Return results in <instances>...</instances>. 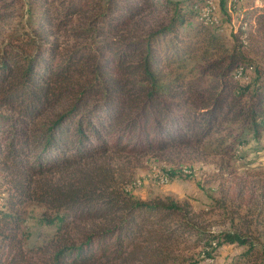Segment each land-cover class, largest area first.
Masks as SVG:
<instances>
[{
	"label": "trees",
	"instance_id": "1",
	"mask_svg": "<svg viewBox=\"0 0 264 264\" xmlns=\"http://www.w3.org/2000/svg\"><path fill=\"white\" fill-rule=\"evenodd\" d=\"M209 1L226 38L201 17ZM240 1L26 0L33 25L0 45V264H172L186 235L264 264L260 237L206 234L188 203L135 197L108 160L261 137L264 0ZM13 4L0 0V21ZM30 200L55 231L26 249L17 207Z\"/></svg>",
	"mask_w": 264,
	"mask_h": 264
},
{
	"label": "rangeland",
	"instance_id": "2",
	"mask_svg": "<svg viewBox=\"0 0 264 264\" xmlns=\"http://www.w3.org/2000/svg\"><path fill=\"white\" fill-rule=\"evenodd\" d=\"M243 3L244 0H241L239 5ZM236 4L238 6V2ZM26 8V0H14L11 15L0 21V45L7 42L10 36L22 35L24 30H29L28 21H32L33 25L34 18H29ZM209 8L216 11L217 6L212 3ZM237 12H232L230 24L236 25ZM209 14L215 16L212 12ZM214 28H220V34L227 37L228 27L223 18H218ZM226 40L229 42L228 38ZM247 68L250 69V66ZM245 136L243 143L232 148L225 144L230 143L229 138L222 143L213 142L210 138L197 148L136 157L115 155L108 160L115 172L125 169L127 182L123 185L135 197L142 200L170 197L179 203H188L206 234L242 229L251 237H260V241H264V131L259 139L252 138L250 134ZM102 162L107 160H91L94 164ZM58 174L66 175L65 172L56 173L51 178L57 179ZM164 177L166 181L161 180ZM239 192L244 195L237 197ZM5 195L0 174V204ZM237 207L238 214L233 212ZM17 211L23 219L20 236L26 249L45 244L53 236L55 226L45 224L43 220L51 217L53 212L43 203L30 200L18 206ZM247 220L252 224H247ZM76 226L87 227L89 224L82 222ZM206 239L207 236L202 238L200 244ZM196 241L194 235L181 238L172 249L175 255L172 264H250L255 261L253 256L245 258L241 255L245 247L227 243L207 255L206 249L200 244L198 246Z\"/></svg>",
	"mask_w": 264,
	"mask_h": 264
},
{
	"label": "bare ground",
	"instance_id": "3",
	"mask_svg": "<svg viewBox=\"0 0 264 264\" xmlns=\"http://www.w3.org/2000/svg\"><path fill=\"white\" fill-rule=\"evenodd\" d=\"M209 5H212V3L209 1ZM206 8H209V7H206ZM204 19H205V21L207 22H217V17H215V16H212V15H210L209 14V18L208 17H204ZM238 71H242V68L241 67H239V68H237L236 69V71H235V77L236 78H240V77H238ZM162 181H166L167 180V178L166 177H164V178H162L161 179ZM161 181V182H162Z\"/></svg>",
	"mask_w": 264,
	"mask_h": 264
},
{
	"label": "built area",
	"instance_id": "4",
	"mask_svg": "<svg viewBox=\"0 0 264 264\" xmlns=\"http://www.w3.org/2000/svg\"><path fill=\"white\" fill-rule=\"evenodd\" d=\"M209 12H213L211 10V8H202L201 9V17H208L209 18ZM250 69H251V66H250ZM244 73H245V71H238V77L242 78L244 76Z\"/></svg>",
	"mask_w": 264,
	"mask_h": 264
},
{
	"label": "crops",
	"instance_id": "5",
	"mask_svg": "<svg viewBox=\"0 0 264 264\" xmlns=\"http://www.w3.org/2000/svg\"><path fill=\"white\" fill-rule=\"evenodd\" d=\"M233 15V14H232ZM234 20V19H233ZM237 24V23H236Z\"/></svg>",
	"mask_w": 264,
	"mask_h": 264
}]
</instances>
